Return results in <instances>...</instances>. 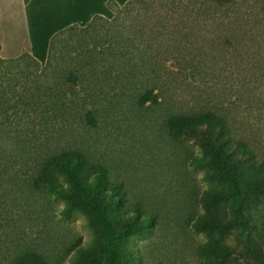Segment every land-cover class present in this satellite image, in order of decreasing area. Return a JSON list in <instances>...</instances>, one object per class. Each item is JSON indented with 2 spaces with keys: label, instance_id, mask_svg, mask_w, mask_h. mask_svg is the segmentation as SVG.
Wrapping results in <instances>:
<instances>
[{
  "label": "trees",
  "instance_id": "obj_1",
  "mask_svg": "<svg viewBox=\"0 0 264 264\" xmlns=\"http://www.w3.org/2000/svg\"><path fill=\"white\" fill-rule=\"evenodd\" d=\"M109 6L112 18L56 33L45 64L28 52L0 55V189L42 195L51 216L83 215L97 233L90 245L76 237L51 255L28 252L20 264H131L125 241L157 215L130 200L125 179L99 154L98 132L100 110L125 106L156 115L177 144L162 174L169 182L183 177L199 204L190 220L206 234L211 261L264 264V155L240 130L239 108L255 86L233 83L231 74L248 42L264 49V0ZM215 84L236 97L216 93ZM192 171L204 173L207 188Z\"/></svg>",
  "mask_w": 264,
  "mask_h": 264
},
{
  "label": "rangeland",
  "instance_id": "obj_2",
  "mask_svg": "<svg viewBox=\"0 0 264 264\" xmlns=\"http://www.w3.org/2000/svg\"><path fill=\"white\" fill-rule=\"evenodd\" d=\"M247 47L249 54L239 53L231 66L232 82L242 85L253 79L255 89L246 92L239 108L244 119L240 130L264 155V49L260 54L253 41ZM169 67L177 69L173 61ZM220 73L225 76L227 71L221 68ZM215 86L216 93H225L223 85ZM231 93L236 97V90ZM230 94L228 99H234ZM100 111L98 132L105 142L99 145V154L112 161L117 177L125 179L130 200L157 215L154 225L125 241L123 247L132 250L131 264H220L208 257L206 234L191 223V208L199 204L191 198L184 178L174 182L164 179L160 163L173 155L177 144L165 137L156 115L148 118V112L142 115L127 106ZM184 176L191 181L189 174ZM203 176L202 171H192L194 181L205 189ZM47 203V198L23 187L0 189V264H20L22 255L28 252L51 255L58 246L76 237H81L85 245L96 240V230L83 215L66 219L51 216ZM56 203L63 205L61 200Z\"/></svg>",
  "mask_w": 264,
  "mask_h": 264
},
{
  "label": "crops",
  "instance_id": "obj_3",
  "mask_svg": "<svg viewBox=\"0 0 264 264\" xmlns=\"http://www.w3.org/2000/svg\"><path fill=\"white\" fill-rule=\"evenodd\" d=\"M128 0H0V55L30 53L47 61L50 41L68 26L85 25L95 16L114 15L109 3Z\"/></svg>",
  "mask_w": 264,
  "mask_h": 264
}]
</instances>
